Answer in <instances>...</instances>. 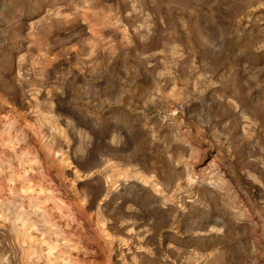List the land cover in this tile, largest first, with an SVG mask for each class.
<instances>
[{
  "label": "rangeland",
  "instance_id": "obj_1",
  "mask_svg": "<svg viewBox=\"0 0 264 264\" xmlns=\"http://www.w3.org/2000/svg\"><path fill=\"white\" fill-rule=\"evenodd\" d=\"M3 256L264 264V0H0Z\"/></svg>",
  "mask_w": 264,
  "mask_h": 264
},
{
  "label": "crops",
  "instance_id": "obj_2",
  "mask_svg": "<svg viewBox=\"0 0 264 264\" xmlns=\"http://www.w3.org/2000/svg\"><path fill=\"white\" fill-rule=\"evenodd\" d=\"M0 261L4 262V263H2V264H7V263H5L4 256H3V258H2V257H0ZM140 264H142V263H140Z\"/></svg>",
  "mask_w": 264,
  "mask_h": 264
}]
</instances>
